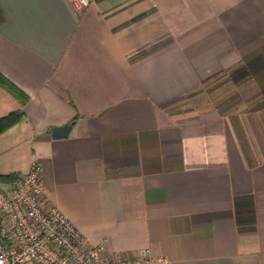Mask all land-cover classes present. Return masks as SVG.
Segmentation results:
<instances>
[{"label":"crops","instance_id":"0c3cea01","mask_svg":"<svg viewBox=\"0 0 264 264\" xmlns=\"http://www.w3.org/2000/svg\"><path fill=\"white\" fill-rule=\"evenodd\" d=\"M0 72L29 96L0 86V116L26 114L0 135V173L38 159L91 242L264 264V0H0Z\"/></svg>","mask_w":264,"mask_h":264},{"label":"built area","instance_id":"2783aa9c","mask_svg":"<svg viewBox=\"0 0 264 264\" xmlns=\"http://www.w3.org/2000/svg\"><path fill=\"white\" fill-rule=\"evenodd\" d=\"M81 10L90 0H71ZM149 249L109 255L106 241L91 242L47 199L42 165L32 159L13 184L0 183V264H163Z\"/></svg>","mask_w":264,"mask_h":264},{"label":"trees","instance_id":"16d2710c","mask_svg":"<svg viewBox=\"0 0 264 264\" xmlns=\"http://www.w3.org/2000/svg\"><path fill=\"white\" fill-rule=\"evenodd\" d=\"M0 86L13 94L17 99L25 104L28 101V94L18 87L13 81L0 72ZM26 114L23 110H13L5 115L0 116V135L9 128L25 118ZM22 174L17 172L0 173V183L13 184L16 183Z\"/></svg>","mask_w":264,"mask_h":264},{"label":"rangeland","instance_id":"374dc122","mask_svg":"<svg viewBox=\"0 0 264 264\" xmlns=\"http://www.w3.org/2000/svg\"><path fill=\"white\" fill-rule=\"evenodd\" d=\"M226 85L225 82H223L222 84L218 85L217 88H214L212 89L211 91H209V98H212L210 99L209 101V104L208 105H213V103H217L219 100H213V99H217L220 95H225L227 92L226 91H222L224 89V86ZM208 95V92H204V91H199V93L197 94V98L196 97H192V101L189 102L188 99L187 100H182L180 101V107L181 108H184V109H188V108H191L193 107L194 105H198V106H201L203 105L204 103H206L205 101V96ZM214 95V97H213ZM216 95V96H215ZM201 97V98H199ZM223 104V102H221ZM193 105V106H191Z\"/></svg>","mask_w":264,"mask_h":264},{"label":"water","instance_id":"95a60500","mask_svg":"<svg viewBox=\"0 0 264 264\" xmlns=\"http://www.w3.org/2000/svg\"><path fill=\"white\" fill-rule=\"evenodd\" d=\"M71 127H72L71 123H66L60 126H55L52 129V136L54 138L66 137L69 134Z\"/></svg>","mask_w":264,"mask_h":264}]
</instances>
